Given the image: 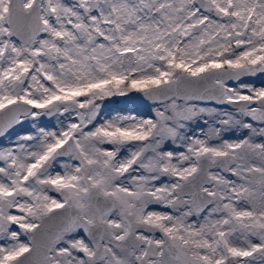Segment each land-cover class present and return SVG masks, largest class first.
I'll return each mask as SVG.
<instances>
[{"label": "snow or ice", "instance_id": "obj_1", "mask_svg": "<svg viewBox=\"0 0 264 264\" xmlns=\"http://www.w3.org/2000/svg\"><path fill=\"white\" fill-rule=\"evenodd\" d=\"M258 76L264 0H0V264H264Z\"/></svg>", "mask_w": 264, "mask_h": 264}, {"label": "rangeland", "instance_id": "obj_2", "mask_svg": "<svg viewBox=\"0 0 264 264\" xmlns=\"http://www.w3.org/2000/svg\"><path fill=\"white\" fill-rule=\"evenodd\" d=\"M261 81H264V77L258 76L254 78V82L258 86L260 85ZM154 107L162 108V105L153 104L151 101L144 99L142 94L136 92L130 93L128 97H113L105 102V111L109 114H115L116 112L124 114L128 112H134L138 115L154 117V112L152 111ZM52 124H55L54 119L49 121V126ZM192 128L193 131L196 130L195 125H193ZM238 136L239 132H229L226 134V138L229 139H236ZM7 142V139H0V144H7Z\"/></svg>", "mask_w": 264, "mask_h": 264}, {"label": "water", "instance_id": "obj_3", "mask_svg": "<svg viewBox=\"0 0 264 264\" xmlns=\"http://www.w3.org/2000/svg\"><path fill=\"white\" fill-rule=\"evenodd\" d=\"M145 99V98H144ZM147 100V99H146Z\"/></svg>", "mask_w": 264, "mask_h": 264}]
</instances>
